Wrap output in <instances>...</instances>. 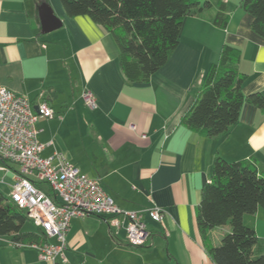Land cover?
Instances as JSON below:
<instances>
[{"label": "crops", "instance_id": "crops-1", "mask_svg": "<svg viewBox=\"0 0 264 264\" xmlns=\"http://www.w3.org/2000/svg\"><path fill=\"white\" fill-rule=\"evenodd\" d=\"M225 1L231 9L225 28L187 17L168 63L138 84L122 74L113 37L88 17L69 18L60 0H0V86L34 109L44 99L56 113L36 122L41 155L61 153L123 211L159 207L165 214L160 223L144 216L151 234L145 247L127 242L125 224L117 231L104 217L74 219L66 262L41 261L36 249L0 236V264H215L198 230L197 207L216 158L264 170V112L257 107L244 104L238 124L218 138L182 124L225 44L240 51L243 93L264 98V38L252 30L241 0ZM42 3L63 23L49 35L42 33ZM85 91L95 95L97 109L86 106ZM13 182L12 173L0 170V187L10 191ZM255 229L264 251L261 208Z\"/></svg>", "mask_w": 264, "mask_h": 264}, {"label": "trees", "instance_id": "trees-1", "mask_svg": "<svg viewBox=\"0 0 264 264\" xmlns=\"http://www.w3.org/2000/svg\"><path fill=\"white\" fill-rule=\"evenodd\" d=\"M69 18L88 17L108 32L119 50L124 77L143 84L163 68L180 44L184 20L197 16L218 28L228 24L231 9L225 0H60ZM252 17V30L264 38V0H241ZM240 51L223 45L219 59L208 70L202 91L182 124L207 138L228 134L238 124L244 104L264 112L260 93L246 96L247 77L239 69ZM264 210V170L253 162H228L217 157L210 182L202 189L197 226L204 248L215 264H264L255 229V215ZM31 222L24 210L0 195V236L30 245L46 241L41 230H26ZM32 223V222H31ZM229 225L219 246L209 232ZM172 258V257H171ZM173 264H178L171 259Z\"/></svg>", "mask_w": 264, "mask_h": 264}, {"label": "built area", "instance_id": "built-area-1", "mask_svg": "<svg viewBox=\"0 0 264 264\" xmlns=\"http://www.w3.org/2000/svg\"><path fill=\"white\" fill-rule=\"evenodd\" d=\"M82 98L90 110L97 109V100L91 91H85ZM55 116L46 100L34 109L26 97L0 86V160L3 163L0 170L14 176L9 199L27 213L32 224L46 237L42 243L25 245L10 241V244L36 249L41 261L66 262L67 235L72 221L93 215L106 218L117 231L125 224L127 242L133 247H145L151 234L144 216L160 223L164 211L159 207L123 211L97 179L82 174L61 153L43 157L44 145L38 140L36 122L39 118Z\"/></svg>", "mask_w": 264, "mask_h": 264}, {"label": "water", "instance_id": "water-1", "mask_svg": "<svg viewBox=\"0 0 264 264\" xmlns=\"http://www.w3.org/2000/svg\"><path fill=\"white\" fill-rule=\"evenodd\" d=\"M39 17L43 34H48L58 30L63 25L62 21L56 16L53 9L46 3H42L40 5Z\"/></svg>", "mask_w": 264, "mask_h": 264}, {"label": "rangeland", "instance_id": "rangeland-1", "mask_svg": "<svg viewBox=\"0 0 264 264\" xmlns=\"http://www.w3.org/2000/svg\"><path fill=\"white\" fill-rule=\"evenodd\" d=\"M42 188L48 189V186L47 185H42ZM9 194H10V191L8 189L0 187V195H2L4 198H8ZM25 229L26 230H31V231H38V228L35 225H33L31 222L27 223V225L25 226ZM230 230H231V228H230L229 225H225V226H222V227H217L214 230L212 236L210 237L211 244L214 245V246H219L221 244L222 237L225 234L229 233ZM261 248L263 250L262 245H261Z\"/></svg>", "mask_w": 264, "mask_h": 264}]
</instances>
